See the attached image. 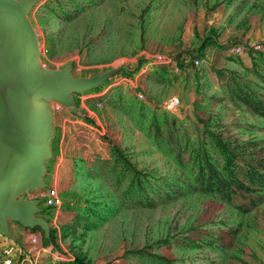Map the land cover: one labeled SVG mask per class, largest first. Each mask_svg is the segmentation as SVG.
I'll return each mask as SVG.
<instances>
[{
  "label": "rangeland",
  "instance_id": "1",
  "mask_svg": "<svg viewBox=\"0 0 264 264\" xmlns=\"http://www.w3.org/2000/svg\"><path fill=\"white\" fill-rule=\"evenodd\" d=\"M27 17L44 66H71L74 77L117 71L73 93L81 115L52 100L44 164L56 168L60 205H44L42 188L21 195L39 200L50 240L8 220L19 252L44 250L54 264H155V255L165 264H264V190L232 202L181 193L188 167L178 162L187 165L208 133L238 160L264 155V117L234 92L264 94V0H36ZM240 42L247 49L230 54ZM156 54L164 61L142 68ZM172 96L180 105L165 111Z\"/></svg>",
  "mask_w": 264,
  "mask_h": 264
},
{
  "label": "water",
  "instance_id": "2",
  "mask_svg": "<svg viewBox=\"0 0 264 264\" xmlns=\"http://www.w3.org/2000/svg\"><path fill=\"white\" fill-rule=\"evenodd\" d=\"M35 1L0 0V233L11 239L8 220L38 226L50 236L47 220L39 215V200L21 195L44 187V162L51 157L52 100L81 115L73 93L95 88L117 71L115 67L74 77L71 66H44L27 17Z\"/></svg>",
  "mask_w": 264,
  "mask_h": 264
},
{
  "label": "trees",
  "instance_id": "3",
  "mask_svg": "<svg viewBox=\"0 0 264 264\" xmlns=\"http://www.w3.org/2000/svg\"><path fill=\"white\" fill-rule=\"evenodd\" d=\"M234 92L240 103L247 106L254 114L264 117V94L257 95L251 91H243L239 87ZM157 130L155 135H160L159 138H162V129L159 127ZM164 130H167L169 138L172 137L173 133L169 131L167 124ZM208 136V139H203L188 151L186 167L184 161H178L184 168L188 167V184L186 190L180 191L181 193L201 192L218 195L221 199L232 202L244 198L245 194L264 190V155L255 160L246 159L244 156L238 160V155L232 152L228 141L225 142L223 138L215 137L212 133H208ZM167 143L173 144L174 141L169 139ZM175 158L179 159L178 154ZM131 171L136 176V171L134 169ZM137 183L138 188H141L139 180ZM129 188L128 186L125 189L128 196L131 191ZM153 257L158 258L153 260L155 264H165L164 256Z\"/></svg>",
  "mask_w": 264,
  "mask_h": 264
},
{
  "label": "built area",
  "instance_id": "4",
  "mask_svg": "<svg viewBox=\"0 0 264 264\" xmlns=\"http://www.w3.org/2000/svg\"><path fill=\"white\" fill-rule=\"evenodd\" d=\"M253 50H258L260 47L256 44H249ZM247 49V44L240 42L230 45L227 50L230 54L240 55ZM164 61V56L162 54H156L152 58L148 59L147 65L142 68H146L149 65L160 64ZM195 66H199L201 61L199 58L195 57L192 59ZM139 98H142L143 95L138 93ZM180 99L178 96H172L166 99L163 103V109L165 111L175 110L180 105ZM53 110L58 108L57 105L52 104ZM44 189L43 193V203L49 207H58L60 205V198L58 191L55 187H47L45 189V185L42 188ZM2 240L0 241V264H25L29 260L28 253L19 252L17 246L6 236H2ZM31 241H36V236H31ZM54 256V255H53ZM58 258L57 256H54Z\"/></svg>",
  "mask_w": 264,
  "mask_h": 264
},
{
  "label": "crops",
  "instance_id": "5",
  "mask_svg": "<svg viewBox=\"0 0 264 264\" xmlns=\"http://www.w3.org/2000/svg\"><path fill=\"white\" fill-rule=\"evenodd\" d=\"M62 136H63V133L60 135V140L62 139ZM45 170H46V173H45L44 178H43L44 179V185H45V183H48L50 185L49 187L55 186L56 181H57V178L55 176L56 175L55 166L53 167V165H50L48 167V172H47V166H46ZM25 253H28L29 260L26 263H29V264H54V262H55L53 255L49 252L46 253L44 250L43 251H41V250H33V251L27 250V252H25ZM48 258H49V260H48Z\"/></svg>",
  "mask_w": 264,
  "mask_h": 264
}]
</instances>
